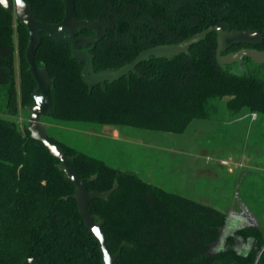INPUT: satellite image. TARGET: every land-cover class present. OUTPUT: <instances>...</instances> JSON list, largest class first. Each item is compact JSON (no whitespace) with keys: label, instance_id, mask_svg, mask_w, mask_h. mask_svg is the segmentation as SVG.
Listing matches in <instances>:
<instances>
[{"label":"trees","instance_id":"1","mask_svg":"<svg viewBox=\"0 0 264 264\" xmlns=\"http://www.w3.org/2000/svg\"><path fill=\"white\" fill-rule=\"evenodd\" d=\"M36 18L57 23L63 0H24ZM76 17L97 20L105 36L91 49L95 71L118 69L141 51L183 41L209 26L226 31L254 29L263 41L236 44L264 50V0H75ZM0 4V110L16 114L19 96L33 101L35 80L25 58L28 30ZM17 32L16 41L14 33ZM81 29L78 36L92 35ZM37 65L47 68L54 85L48 117L183 133L193 119H210L225 100L230 114L243 109L264 115V64L244 57L219 65L217 36L209 33L189 54L149 57L129 76L92 89L81 78L84 66L70 46L41 32ZM19 55L16 90L14 51ZM0 115V264H104L99 242L85 226L73 197L75 186L59 169L61 162L30 137L26 127ZM43 118V117H42ZM95 198L90 213L102 219L111 253L122 243L114 264H264V232L259 225H240L209 204L151 184L129 170L106 164L54 140ZM93 180H88L94 176ZM235 224V225H231ZM232 226V227H230Z\"/></svg>","mask_w":264,"mask_h":264},{"label":"rangeland","instance_id":"2","mask_svg":"<svg viewBox=\"0 0 264 264\" xmlns=\"http://www.w3.org/2000/svg\"><path fill=\"white\" fill-rule=\"evenodd\" d=\"M16 26L17 23L14 18V27ZM16 37L17 32L14 33L15 41ZM14 65L15 84L16 90L18 91L19 55L17 54L16 49L14 51ZM1 94L2 91L0 90V103L2 102ZM225 100L226 98L218 105L217 113L210 118L211 120L194 119L183 133H168L125 126L126 129L139 131L142 136H144V142L133 141L128 145H124L129 158L128 160L125 159L122 165H120V162L122 161H119L116 157L112 156L106 148L98 147L97 138L94 137L95 135H98V137L100 136V133L102 132L101 128L107 132L110 126L105 125L108 124L60 121L51 117H43L41 118V121L48 125V134L54 140L62 143L65 147L69 149H78L85 153L87 152L85 150H90L92 154H98L100 158L107 160V162L117 168L123 170L128 168L125 170L130 169L136 172L140 177L144 178V180L151 184L214 206L226 215H229V221L235 220L230 216L231 214L236 215L238 214L237 212H241L242 208H246L253 216L251 220L259 225L264 232V173L249 170L244 164L243 166L238 167L234 174H228L226 170V167L228 166L226 165L230 163H227V161L225 163H220L219 160H216L214 153H211L210 156H208V159L204 157L200 159V161L204 165H206L205 163H208L212 165L213 168L222 171L224 169L223 174H220L219 179L222 180V183L219 185H217V183H212V181H215V177L212 174L208 175V178H202L188 170L190 162L192 161L191 163L195 164L198 160L195 156L192 157L189 153L186 143L190 139V135L194 134V137L198 138L201 134V128L199 125L205 121H222L221 128H219L218 131L219 137L216 138L215 134V139H220L222 143H224V141L227 143L228 140H234L236 145L238 144L239 146H242L246 144L247 140H251V137L258 136L259 146H264V127L259 125L255 128V132L252 134H250V130L249 134L246 131L247 124L250 123L252 117V113L249 110L243 109L240 111L241 113L239 112V117L246 115L242 120L233 123L230 126H225L227 114L229 113H227L228 110L225 108ZM27 106L24 107L21 104L18 96L15 105L16 114L10 116L6 114L4 115L0 110V115L15 120L19 128L23 129L28 126L29 113L26 110ZM262 116V114H258V117ZM229 129L230 134L228 132ZM231 129L236 131V134H232ZM231 135H233V137ZM181 147L184 151H178ZM230 149L229 146V150ZM226 151H228V148H226ZM226 158H229L227 152L224 153V159L226 160ZM230 158L231 161H233V158ZM237 180H239V189L237 193H235L236 188L234 182ZM245 224H247V222Z\"/></svg>","mask_w":264,"mask_h":264},{"label":"water","instance_id":"3","mask_svg":"<svg viewBox=\"0 0 264 264\" xmlns=\"http://www.w3.org/2000/svg\"><path fill=\"white\" fill-rule=\"evenodd\" d=\"M63 1L65 5L64 16L57 23L39 21L31 6L24 0H19V3H17V0H3L0 4L9 12H12L15 19L21 22L28 30L29 37L25 49V58L29 64L28 70L35 80L36 87L32 93V104L26 107L29 113L26 129L33 140L61 162L59 169L64 172L65 177L75 186L73 197L77 202L79 214L85 226L99 242L103 263L114 264L121 254L122 247L127 244L122 243L116 253L110 252L102 231L103 221L98 216L90 213V203L95 198L107 199L117 188V183L115 182L113 187L106 191H89L85 180L77 174L71 165V157L66 155L58 144L50 141L47 125L42 123L41 118L48 117L51 113L52 100L50 89L54 85V80L51 79L47 68L37 65L35 61V53L41 43L40 33H45L59 44L70 46L72 57L84 64L81 70V78L90 89L96 85H102L105 88L107 82L112 83L117 81L124 76H129L131 72L141 76L137 72L136 67L149 57L171 59L182 53L189 54L190 47L199 43L211 32H215L217 36L216 60L219 65L223 66L234 62L241 65L244 57L249 58L257 64H264V50L259 51L248 46H243L235 51L222 53L236 44L254 45L261 43L263 36L259 31L254 29L226 31L217 25H212L183 41L145 49L138 53L131 62L118 69L108 68L98 72L94 69L91 49L105 36L106 28L97 20L78 19L76 17L75 0ZM84 28L93 31V34L78 36V31ZM94 178L95 175L88 180H93ZM238 218L245 219L248 226L253 224L252 220L246 215H238ZM22 264L40 263L34 257L28 256Z\"/></svg>","mask_w":264,"mask_h":264},{"label":"crops","instance_id":"4","mask_svg":"<svg viewBox=\"0 0 264 264\" xmlns=\"http://www.w3.org/2000/svg\"><path fill=\"white\" fill-rule=\"evenodd\" d=\"M14 68H15V65H14ZM18 83H19V81H18ZM227 113H228V111H227ZM240 113H238V114L228 113L227 114V120L225 121V126H230L231 124L236 123V122L242 120V118L246 117V115H242V117H239ZM205 120H207V119H205ZM208 120H211V119H208ZM190 123L188 124V126L190 125ZM221 124H222V121L220 122L217 120L214 122L205 121L204 123H201L199 125V127L201 128V134L202 135L200 134L198 136V138L194 137V134L189 136L190 139L186 143L187 150L192 155V157L195 156L197 158L198 162H196L194 164V163H191L192 162L191 161L190 165H188V167H189L188 170H190V172H194L195 175H197L198 177H202V178H208V175L212 174L215 177V181H212V183L213 184L217 183V185H219L220 183H222V180L219 179L220 174H223L224 169L222 171L220 169L213 168V166L208 164V163H205L206 165H204L200 161V159H202L204 157L208 159V156H210L211 153H214L216 160H219L220 163L222 161H227V163H230V164L226 165V166H228V167H226L228 174H234L235 170L238 167L243 166L244 164H245L244 166H246L249 170H252V171L255 170V171H260V172L264 173V146H259L258 136L257 137H255V136L251 137L250 138L251 140H247L246 144H244L242 146H239L238 144L236 145L234 143L235 142L234 140H228L227 143L225 141H224V143H222V141L220 139L219 140L215 139V134H216V138L219 137L218 131H219V128H221ZM259 125L261 127H264V115L262 117H258V114L252 113L250 123L247 124V129H246L247 133L249 134V130H250V134L254 133L255 128L258 127ZM105 126H110V128L107 130V132L103 128H101L102 132L100 133V136L99 137H98V135L94 136L95 138H97V145H99L98 147L106 148L107 151H109L112 156L116 157L119 161L120 160L122 161V162H120L121 163L120 165H122L123 161H125V159L128 160V158H129L127 151L124 148V145H128L129 143H131L133 141L144 142V136H142V134L139 131L126 129L125 126L122 127V125H105ZM188 126H187V128H188ZM47 127H48V125H47ZM227 128H233V127H227ZM228 132L230 134V129ZM231 132H232V134H236V131H234L233 129H231ZM195 133H196V131H195ZM231 136L233 137V135H231ZM229 146L231 148L230 150H229ZM226 148H228V151H226ZM135 149H137V148H135ZM85 151H87L86 153L90 154L91 156L100 158V156H98V154H92L90 152V150L89 151L85 150ZM178 151H184V150L181 147V148H179ZM226 152H227V156L229 158H226V160H225L224 159V153H226ZM230 157L233 158L232 159L233 161H231ZM100 159H102L106 164L113 166L111 163L107 162V160H105L103 158H100ZM113 167H115V166H113ZM125 169H128V168H125ZM121 170H123V169H121ZM129 171H132V170L129 169ZM134 173H136V172H134ZM263 177H264V174H263ZM142 179L144 180V178H142ZM234 185L236 188L235 193H237V191L239 189V180L235 181ZM251 202H252V200H251ZM237 213L238 214H236V215L231 214V217H233L235 219L233 221L239 222L240 225H247V224H245L246 222H244V221H243L244 223L242 221H240L241 219L239 220L238 215H242V216L246 215L250 219L253 218L252 214L249 213V211L246 208L245 209L242 208L241 212H237ZM228 216L229 215H227V217ZM228 219H229V217H228ZM252 222H253V220H252ZM253 224H256V223L253 222Z\"/></svg>","mask_w":264,"mask_h":264},{"label":"flooded vegetation","instance_id":"5","mask_svg":"<svg viewBox=\"0 0 264 264\" xmlns=\"http://www.w3.org/2000/svg\"><path fill=\"white\" fill-rule=\"evenodd\" d=\"M239 220H240V219H239ZM240 221H242V222H243V221H245V219H244V220H242V219H241ZM243 223H244V222H243Z\"/></svg>","mask_w":264,"mask_h":264},{"label":"built area","instance_id":"6","mask_svg":"<svg viewBox=\"0 0 264 264\" xmlns=\"http://www.w3.org/2000/svg\"><path fill=\"white\" fill-rule=\"evenodd\" d=\"M223 163H225L226 161H222Z\"/></svg>","mask_w":264,"mask_h":264},{"label":"clouds","instance_id":"7","mask_svg":"<svg viewBox=\"0 0 264 264\" xmlns=\"http://www.w3.org/2000/svg\"><path fill=\"white\" fill-rule=\"evenodd\" d=\"M17 3H19V0H17Z\"/></svg>","mask_w":264,"mask_h":264},{"label":"snow or ice","instance_id":"8","mask_svg":"<svg viewBox=\"0 0 264 264\" xmlns=\"http://www.w3.org/2000/svg\"><path fill=\"white\" fill-rule=\"evenodd\" d=\"M0 2H3V0H0Z\"/></svg>","mask_w":264,"mask_h":264}]
</instances>
